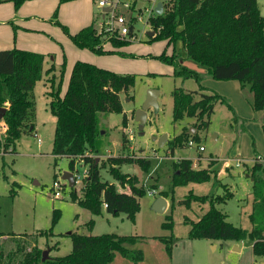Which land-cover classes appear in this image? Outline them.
Masks as SVG:
<instances>
[{
    "label": "rangeland",
    "instance_id": "1",
    "mask_svg": "<svg viewBox=\"0 0 264 264\" xmlns=\"http://www.w3.org/2000/svg\"><path fill=\"white\" fill-rule=\"evenodd\" d=\"M148 5L149 0H137V6L145 14ZM258 6L264 15V0H258ZM123 8L120 5L118 10ZM101 10L98 0H26L19 7L12 0H0V47L10 49L22 44L30 47V50L40 49L45 54L43 78L37 82L33 92V125L16 142V152L0 154V233H4L0 236V244L4 246L5 254L16 250L20 243L28 248L37 243L43 250H49L48 256H62L72 250V232L116 233L140 236L139 241L129 246L142 249L145 257L139 263H134L118 254L114 264H264V253L255 254L251 241L191 238V226L185 221L186 217L199 218L208 205L195 201L188 205L185 200L190 191L197 194H223V185L226 183L233 195L219 203L218 207L228 214V220L235 225L252 227L250 213L253 178L249 174L254 160L244 162L241 160L243 156L234 158L232 154L229 162L223 163V160L236 143L235 147L240 145V155L252 154L255 147L264 156L263 120L258 115L246 120L234 119L229 106L220 101L215 103L206 128L196 129L194 124L198 122L194 118L175 120L173 89H196L199 81L193 77L176 76L174 66L160 57L164 50L171 54L173 45H168L165 39L149 40L150 36L146 32L148 28L142 24H139L137 37L126 44L114 46L107 41L105 48L111 49L108 52L99 53L76 44L69 33H75L91 23L99 30L102 29L100 32L108 37L114 35L105 29L104 24L100 25ZM178 48L183 51L180 43ZM78 59L119 73L136 75L134 86L120 93L123 112L104 115L103 119L107 123H103L102 127L107 132L106 141L104 151L98 155V160L102 161L108 156L119 154H132L151 161L147 171L137 163L120 165L123 172L137 175L139 183L147 190L140 198L141 208L135 222L125 212L114 214L103 207L100 214H95L73 201L72 188L78 196L83 195L85 183L82 178L73 187L69 184L64 186L60 197L54 196L53 183L63 179L64 171L69 170L70 158L52 153L57 117L50 108V91L61 86V95H64L74 63ZM53 63L54 82L47 80V76L52 75L47 70ZM184 64L190 69L206 72L204 76L210 77V80H220L192 59L186 58ZM150 88L160 91L159 109H148L144 134H140L135 110L143 104ZM124 114L127 116L126 125L123 124ZM183 129L197 131L199 140H195V145L178 147L174 153L169 154L168 141ZM165 133L168 139L159 146L154 137ZM123 136L128 137V140L124 141ZM201 144L205 150H199ZM200 155L203 156L201 159ZM182 158L192 159L195 167L211 166L209 160H214L212 166L218 169L216 177L207 182L174 186L175 173L180 172L175 162ZM76 168L83 175L88 166L80 159ZM109 168V163L101 167L102 178L114 183L117 190L130 192V187L122 186L109 172ZM153 189L156 193H150ZM162 191L168 193V207L164 212H159L152 205ZM56 209L59 210V218L53 226V233L41 235L39 231L52 227ZM168 216H171L173 228L163 226L164 222L169 221ZM91 220L93 222L89 223ZM171 235L173 249L169 255L158 237ZM55 245L57 247L51 250Z\"/></svg>",
    "mask_w": 264,
    "mask_h": 264
},
{
    "label": "trees",
    "instance_id": "2",
    "mask_svg": "<svg viewBox=\"0 0 264 264\" xmlns=\"http://www.w3.org/2000/svg\"><path fill=\"white\" fill-rule=\"evenodd\" d=\"M19 7L26 0H12ZM65 1V0H61ZM157 33L149 40L165 39L173 45V52L165 50L160 57L174 66V74L184 78L193 77L199 81L198 89L175 87L173 95V115L175 120L190 117L198 122L196 129L206 128L214 111V105L220 101L226 103L233 112V118L240 117L229 100L218 92L201 85L198 71L188 68L184 61L192 59L205 66L207 72L216 79H237L243 87H249L252 93L254 110L264 109V15L261 14L258 0H169L165 11L151 19ZM66 31L68 28L66 27ZM133 33V27L130 31ZM73 41L81 47H88L96 52L111 51L105 48L107 41L114 46H121L130 39L108 37L91 23L75 33H69ZM181 44L183 51L178 48ZM45 54L24 48L14 47L0 50V105L9 101L3 121L8 125L7 145H13L23 132L33 125L35 100L34 88L43 78ZM54 65L48 68L52 72ZM54 82L55 76L49 78ZM136 82L134 73H119L92 62L78 59L64 95L61 86L50 91V108L56 115V127L52 153L70 158L69 170L73 171L78 159L88 166V176L84 181L83 195L80 197L74 188L71 190L73 201L100 214L105 207L108 212H125L136 221L141 208L140 198L147 192L139 183L137 175L131 176L120 169L124 163H137L147 171L151 161L132 154L111 155L106 160H98L104 151L105 132L103 118L106 113L123 112L120 93L128 91ZM6 92V94H5ZM207 116V119L205 117ZM127 116H123L126 125ZM34 129V126L32 130ZM264 129V119H263ZM124 141L128 137H124ZM190 140H199L197 131L190 129L168 141L169 154L176 148L184 147ZM255 149V147H254ZM252 172V211L251 228L235 225L228 220V214L218 207L232 197L229 185L224 183V193L197 194L190 191L185 200L188 205L195 201L208 204L203 214L197 218H185L190 224L189 237L235 241L249 240L253 243L255 254L264 253V156L255 151ZM202 156L200 155L201 159ZM208 166L195 167L193 160L182 158L175 162L174 186L189 182H207L216 177L217 168L210 159ZM110 164L109 172L122 186L128 185L130 192L119 191L114 183L104 180L101 167ZM161 195L168 197L166 191ZM59 210L54 211L53 224L49 229L39 231L41 235L53 233V226L58 221ZM164 222L165 228H173L171 216ZM93 220L89 221L92 223ZM4 233H0V236ZM73 241L72 250L62 256L49 255L43 259V249L35 243L31 248L18 244L16 250L7 254L0 244V264H114L116 256L139 263L145 257L142 249L133 248L141 238L135 235L116 233L85 234L70 233ZM169 255L173 249V235L158 237ZM20 240H18V243ZM57 245L51 247V250ZM7 259V260H6Z\"/></svg>",
    "mask_w": 264,
    "mask_h": 264
},
{
    "label": "built area",
    "instance_id": "3",
    "mask_svg": "<svg viewBox=\"0 0 264 264\" xmlns=\"http://www.w3.org/2000/svg\"><path fill=\"white\" fill-rule=\"evenodd\" d=\"M158 1L163 2L165 11L166 5L168 4L169 0H149V5L145 9L147 14H145L144 10L141 7L137 6V0H98V7L102 9V22L100 23V25L104 24L105 29L108 32H111V34H114L116 35V37L122 39H135L139 30V24H142L145 28H148V30L146 31L147 34L149 31H152V35H154L157 33V30L153 27L151 19L158 15L155 10ZM120 5L124 6L123 10H118V7H120ZM107 6L111 7V10L104 12L103 9ZM132 27L133 33H130ZM8 105L9 101H5L3 105H0V108L8 107ZM7 133L8 125L5 121H3V119H0V154H5L6 152L12 153L14 151V146L7 145L6 143ZM188 144L192 146L196 143L194 140H190ZM204 149V145H199V150L202 151ZM229 160L230 158L226 157L223 160V163L229 162ZM79 161L80 159L76 161L75 168L72 171L75 178V184L78 182L79 178H82L84 182L85 178L89 174L88 168H86L83 175L79 174L78 169L76 168L77 164H79ZM240 162H237V164H239ZM67 184L68 182L64 179L55 180L53 183L54 196L60 197L63 193L64 186H66ZM150 193H156V190L153 189L150 191Z\"/></svg>",
    "mask_w": 264,
    "mask_h": 264
},
{
    "label": "crops",
    "instance_id": "4",
    "mask_svg": "<svg viewBox=\"0 0 264 264\" xmlns=\"http://www.w3.org/2000/svg\"><path fill=\"white\" fill-rule=\"evenodd\" d=\"M85 26H87V25H85ZM19 48H24V49L30 50L29 49L30 47L22 45V44H19ZM1 49H8V48L0 47V50ZM32 51H36V52L40 51L41 53L43 52L40 49H34ZM52 65H54V68H55V64L54 63L49 65V67L52 66ZM198 72L200 73L201 79H202L201 85L203 87L209 89V90H213L215 92H218L221 95L225 96L227 99H229L230 100L229 101L230 104L233 106L235 112L238 114V116L240 118H243V119L246 120V119L255 118L258 115L259 119L263 120L264 109L263 110H259V111L254 110V108L252 106V93H251L249 87H243L241 82L239 80H237V79H229V80H226V81H224V80H222V81H220V80H210V77L204 76V74L206 72H204V71H202V72L198 71ZM51 73L53 75V71ZM51 76L48 75L47 76L48 77L47 80ZM205 80H207V81H205ZM222 83H227V84L224 85ZM198 88H199V86H198ZM198 88H196V89H198ZM237 140L235 141V143L237 142ZM236 144L233 145V149L230 150L227 153L226 157L230 158L229 156H230V154H232V156H234V158H237L235 156H243L241 160L244 161V162H249V161H253L254 160L255 151H256L254 148L252 150V154H250L248 156H244L242 154L240 155V153H241L240 145H237V147H235ZM256 152L258 154H261V151H259V150L256 151ZM246 160H249V161H246Z\"/></svg>",
    "mask_w": 264,
    "mask_h": 264
},
{
    "label": "water",
    "instance_id": "5",
    "mask_svg": "<svg viewBox=\"0 0 264 264\" xmlns=\"http://www.w3.org/2000/svg\"><path fill=\"white\" fill-rule=\"evenodd\" d=\"M110 10L111 7L108 6L103 9L104 12ZM155 10L158 14L163 13L164 4L162 1L157 2ZM152 34H153L152 31L148 32L149 36H151ZM159 94L160 91L158 89L150 88L148 90L147 96L143 104L138 109L135 110V120L138 122V129L140 134H144V127L148 119V109L150 107H154L156 110L159 109V102H158ZM6 109H7L6 107L0 108V119L3 118ZM103 123H107V120L103 119ZM154 138L158 140L159 146H162L165 143V141L168 139V134L165 133L162 134L160 137H154ZM62 178L68 182L70 187H73L75 185L74 174L71 170L64 171ZM152 207L156 211L164 212L168 207V199L163 195H159L154 200ZM48 251H49L48 249L43 251V259H46L48 257Z\"/></svg>",
    "mask_w": 264,
    "mask_h": 264
}]
</instances>
